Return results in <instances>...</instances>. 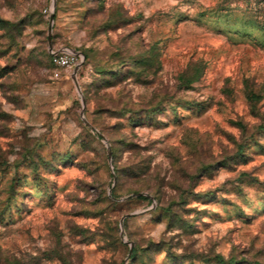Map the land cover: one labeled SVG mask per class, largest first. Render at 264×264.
Masks as SVG:
<instances>
[{
  "label": "rangeland",
  "instance_id": "374dc122",
  "mask_svg": "<svg viewBox=\"0 0 264 264\" xmlns=\"http://www.w3.org/2000/svg\"><path fill=\"white\" fill-rule=\"evenodd\" d=\"M0 264H264V0H0Z\"/></svg>",
  "mask_w": 264,
  "mask_h": 264
},
{
  "label": "built area",
  "instance_id": "2783aa9c",
  "mask_svg": "<svg viewBox=\"0 0 264 264\" xmlns=\"http://www.w3.org/2000/svg\"><path fill=\"white\" fill-rule=\"evenodd\" d=\"M83 53L72 47L51 50V61L55 66L54 75L59 76L61 69L77 68L83 60Z\"/></svg>",
  "mask_w": 264,
  "mask_h": 264
},
{
  "label": "water",
  "instance_id": "95a60500",
  "mask_svg": "<svg viewBox=\"0 0 264 264\" xmlns=\"http://www.w3.org/2000/svg\"><path fill=\"white\" fill-rule=\"evenodd\" d=\"M53 19V15L51 16V20Z\"/></svg>",
  "mask_w": 264,
  "mask_h": 264
},
{
  "label": "trees",
  "instance_id": "16d2710c",
  "mask_svg": "<svg viewBox=\"0 0 264 264\" xmlns=\"http://www.w3.org/2000/svg\"><path fill=\"white\" fill-rule=\"evenodd\" d=\"M50 56H51V54H50ZM51 63H52V61H51Z\"/></svg>",
  "mask_w": 264,
  "mask_h": 264
}]
</instances>
